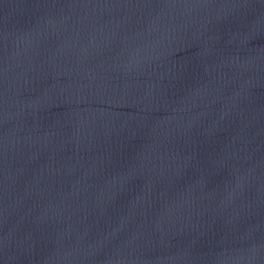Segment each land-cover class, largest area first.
<instances>
[{"label": "water", "instance_id": "95a60500", "mask_svg": "<svg viewBox=\"0 0 264 264\" xmlns=\"http://www.w3.org/2000/svg\"><path fill=\"white\" fill-rule=\"evenodd\" d=\"M0 264H264V0H0Z\"/></svg>", "mask_w": 264, "mask_h": 264}]
</instances>
